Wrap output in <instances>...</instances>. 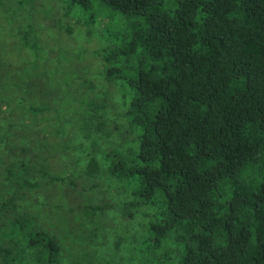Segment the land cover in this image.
<instances>
[{
  "label": "trees",
  "instance_id": "16d2710c",
  "mask_svg": "<svg viewBox=\"0 0 264 264\" xmlns=\"http://www.w3.org/2000/svg\"><path fill=\"white\" fill-rule=\"evenodd\" d=\"M11 15L28 20L6 37L24 48L102 36L93 54L129 97L119 125L101 100L74 112V188L134 185L116 212L67 199V176L35 161L54 162L56 140L35 142L38 124L20 144L7 134L20 123L0 115V264H264V0H0ZM117 133L130 157L101 150Z\"/></svg>",
  "mask_w": 264,
  "mask_h": 264
},
{
  "label": "rangeland",
  "instance_id": "374dc122",
  "mask_svg": "<svg viewBox=\"0 0 264 264\" xmlns=\"http://www.w3.org/2000/svg\"><path fill=\"white\" fill-rule=\"evenodd\" d=\"M11 17L12 15L0 19V115L8 113L10 115L6 116L9 118L8 122L15 119L20 125L18 128L8 127V133H6L12 137H19L20 144H27L34 139L33 135L35 134L30 128L41 124L36 130V134L40 138L34 140L37 143L39 140L44 143V136L51 135L54 147L56 140V153L54 154L56 158L49 165L42 156L43 158L35 160L40 162L37 163V166L46 165L52 173L67 176L65 183L59 184L64 185L73 194H68L67 199L69 197L74 199L78 195L81 201L91 200L102 205L107 204L108 209L114 207V210L111 211L116 212L115 207L133 187L132 182L128 183L117 179H105L101 182L89 180L86 186L82 185V189H80L81 184L79 183L76 186L77 190L74 188L76 182H79V177H76L77 172L83 164L82 160L78 161L77 159L83 155L84 150L78 148L77 145L80 141L75 140V136L85 135L80 131L85 102L88 101L90 104L95 99L96 101L101 100L105 106L111 104L113 110L108 121L119 125L118 117L121 116L124 99L129 97L128 87L122 81L105 79L101 60L96 54H93V49L100 47L105 42L104 39L91 27L90 30L86 29L90 34L85 36V40L87 41L89 38L88 43L90 44L86 46L84 44L85 48H80V45L77 47L72 45L69 49H60L57 47L59 45L57 40L56 51L24 48L18 45L19 41L14 43L6 37L10 34L9 27L28 20L14 17L17 20L13 21ZM70 22L69 18V22L66 24ZM68 36L74 41L77 38L82 41L77 33ZM43 108H46V111L41 112ZM76 109L82 110V112L74 113ZM50 115H56V120L52 121V124L56 123L54 129L51 128L52 124L47 125L42 122L46 116ZM27 119H30V124ZM23 134H26L25 138ZM118 134L113 136L114 142L104 141L101 150L104 153H111L112 157L116 158L119 156L130 157L133 155V149L130 153L127 152L126 145L118 143ZM63 136L66 139H63ZM64 148H67L65 152ZM32 157L35 156H28L33 159ZM107 162L109 161L107 160ZM53 167L55 169L51 170ZM39 169L37 168V170ZM74 179L75 184L73 185ZM30 193L33 195V191Z\"/></svg>",
  "mask_w": 264,
  "mask_h": 264
}]
</instances>
